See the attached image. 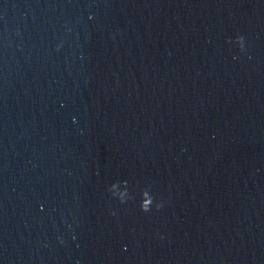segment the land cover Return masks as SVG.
<instances>
[{
  "label": "water",
  "instance_id": "95a60500",
  "mask_svg": "<svg viewBox=\"0 0 264 264\" xmlns=\"http://www.w3.org/2000/svg\"><path fill=\"white\" fill-rule=\"evenodd\" d=\"M0 264H264V0H0Z\"/></svg>",
  "mask_w": 264,
  "mask_h": 264
}]
</instances>
